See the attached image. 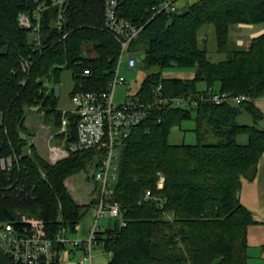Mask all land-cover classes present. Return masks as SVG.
I'll return each mask as SVG.
<instances>
[{"label": "trees", "instance_id": "1", "mask_svg": "<svg viewBox=\"0 0 264 264\" xmlns=\"http://www.w3.org/2000/svg\"><path fill=\"white\" fill-rule=\"evenodd\" d=\"M163 1L120 0L118 6L120 18L142 27L128 50L144 55L146 67L160 69L142 80L133 97L141 103L175 98L195 103L154 105L144 122L128 130L109 199L118 204L119 216L112 228L97 230L95 241L108 254V264H247V233L258 223L239 194L243 181L255 179L264 155V129L255 126L263 119L255 101L264 97V33L245 50L230 51L227 43L231 25L264 23V0H197L157 13ZM39 7L44 9L37 45L18 18L26 14L34 21ZM103 7L104 0H68L58 30L51 0H0V159H13L10 168L0 170V221L21 227L23 217L40 220L51 240L60 230L66 237L74 234L97 203L93 173L101 152L70 153L50 165L30 146L32 134L21 132L31 108L44 111L59 128L62 112L54 87L60 84L61 67L72 73L70 96L106 88L119 45L103 27ZM204 26L213 28L223 61H209L206 48L199 46ZM21 59L30 63L27 73ZM172 67H193L195 73L185 80L162 78L161 71ZM199 82L204 90L197 89ZM223 93L249 100L238 105L199 100ZM243 112L253 126L237 123ZM67 119L66 148L76 141L69 114ZM184 121L194 122L196 143H169L171 129ZM240 135L246 136L245 144L236 142ZM81 172L89 174L96 190L86 204L76 203L65 187L67 178ZM63 250L54 244L52 264H58Z\"/></svg>", "mask_w": 264, "mask_h": 264}, {"label": "built area", "instance_id": "2", "mask_svg": "<svg viewBox=\"0 0 264 264\" xmlns=\"http://www.w3.org/2000/svg\"><path fill=\"white\" fill-rule=\"evenodd\" d=\"M68 0H51V6L56 8L55 27L60 30L62 27L63 13ZM120 0H104L103 7V27L119 45V55L113 75L106 88L102 91L82 92L77 91L70 96V111H63L60 126L53 132L47 144V161L54 165L64 160L70 153H77L88 150L101 152L100 165L98 171L93 173L94 181L97 183L99 198L94 208L92 216L95 221L88 230L84 239H69L65 236L64 230H60L54 240L47 238L42 221L34 218H22L21 227H15L11 223L0 221V249L4 253L9 264H52L54 244L60 243L65 246L70 244L74 248L82 251L80 264H92V248L96 244L97 220L102 216L117 218L119 216V206L117 203H110L112 194V184L117 175V160L119 150L124 139L128 137V130L144 122L151 114L154 105H175L186 107L188 103H195L190 98L156 99L152 103H141L138 98L127 97L123 103H114L113 95L117 86L123 85L125 79L120 75V64L123 55L128 54L126 67L133 70L139 56H133L128 50L130 43L137 37L142 27H136L130 22L118 16V6ZM44 7H39L33 20L26 15H19V25L31 31L33 42L38 45L40 38L39 12ZM177 7L173 1L164 0L157 8V13L163 10L175 11ZM21 69L27 73L30 63L27 60H20ZM83 77L88 76V72L82 73ZM160 86L155 91H159ZM200 101H210L215 104L224 102L238 105L249 100L244 95L232 97L227 93L212 94L205 98L199 97ZM71 117L75 125L76 141L65 147L67 136L68 119ZM63 135V139L56 138ZM12 158L0 159V170L6 171L12 165ZM149 197V192L146 197ZM61 253V252H60Z\"/></svg>", "mask_w": 264, "mask_h": 264}, {"label": "rangeland", "instance_id": "3", "mask_svg": "<svg viewBox=\"0 0 264 264\" xmlns=\"http://www.w3.org/2000/svg\"><path fill=\"white\" fill-rule=\"evenodd\" d=\"M172 1V0H169ZM198 44L201 48H206L207 50V58L209 61L213 63H217L223 61L225 56L220 54L216 50V43H215V36L214 30L211 26H204L198 31ZM30 41L33 40V36L29 35ZM250 38L246 39V43L244 45H232L230 46L231 50L234 51H241L245 50L248 46ZM133 56H138L136 52H131ZM128 54L123 55V60L120 64V75L125 79V83L123 85L117 86L114 90L113 101L114 103H123L127 97L133 96L138 88L142 80L151 73H156L160 69L157 66H150L146 67L143 60H138L136 66L133 70H128L126 67V62L128 60ZM140 57V56H139ZM195 73V68H179V67H172L168 69H163L161 71V77L165 79H191L193 78ZM74 82L72 78V73L70 70L64 69L61 67L60 71V84H59V97L57 100V110L63 111H70L71 104H70V95L73 88ZM197 89L204 90L205 84L203 82L197 83ZM256 106L261 110L263 113V119L260 120L257 125V128L264 129V97H260L255 101ZM52 118L46 116L44 111H37L35 108H31L29 112L26 113L24 119V130H22V135H30L34 134L35 138L38 136L37 144V151L43 159L47 160V144L50 141V138L55 132V128L53 127ZM0 122H1V114H0ZM237 123L241 125L253 126L254 123L251 117L246 113L243 112L238 118ZM45 126L50 130H42L41 126ZM46 128V129H47ZM195 128V124L193 121H184L181 123L179 127L173 128L170 131L168 140L171 144H195L196 143V136L193 132ZM49 132V133H48ZM43 136L42 139L40 136ZM247 141L245 135H240L236 138V142L238 144H245ZM208 142L213 143V139H209ZM31 143V142H30ZM32 144V143H31ZM94 170V168H93ZM98 171V169H96ZM90 176L87 173L81 172L74 176H71L65 180V187L67 188L68 192L70 193L72 199L78 204H86L89 203L90 200L95 196L96 190H94V182L89 179ZM76 190L75 192H73ZM253 199V198H252ZM262 200V199H261ZM257 203H251L249 208H251L254 216V220L258 223V226L264 225V208L263 209H256ZM248 210L251 212V210ZM92 211L89 212L85 217H89L92 223L95 221V218L92 216ZM260 220V221H259ZM115 218H111L109 216H102L100 217L96 225L99 229H109L114 226ZM82 222V221H81ZM80 222V223H81ZM91 223V225H92ZM255 226V227H258ZM247 233V238L254 244L256 242H260L256 244H252L250 246V241H248V249H247V256L248 260H250L249 264H264V246H261L264 242L263 233L259 230H255L254 232ZM68 237H71L72 234H67ZM72 246L70 244L65 245L66 251L71 250ZM263 253V255H262ZM92 264H106L110 259L108 254L104 252L101 245H93L92 248ZM76 257V261H77ZM68 261V260H66ZM70 264L74 263L72 261H68ZM81 262V259L78 261Z\"/></svg>", "mask_w": 264, "mask_h": 264}, {"label": "crops", "instance_id": "4", "mask_svg": "<svg viewBox=\"0 0 264 264\" xmlns=\"http://www.w3.org/2000/svg\"><path fill=\"white\" fill-rule=\"evenodd\" d=\"M172 1L174 2V5L177 7V9H181L185 7L186 5H191L197 2V0H172ZM263 33H264V23L254 24V25H240V24L231 25L228 30V43H227L228 49L230 51H234L230 49L231 44L232 45H240V44L244 45L248 37L251 40L252 38L257 37ZM46 128L47 127H45L44 125L41 126L42 130H47V131L50 130L49 128L47 129ZM38 137L35 138L34 134H32V136H29L30 142L33 143V146H35L36 148H38L37 144H39ZM42 137L43 136L41 135L40 138L42 139ZM75 191L76 190H74L73 192ZM239 198H240L241 204L245 206L247 209L249 208V205L252 202L254 204L257 203L256 209L264 208V155L261 157L260 162L258 164L255 179L252 182L243 181L242 186H241V191L239 194ZM249 209L251 210V208ZM251 214L253 216L252 210H251ZM253 219H254V216H253ZM91 223L92 221L90 220L89 217H84L82 222L79 223V225L76 227L74 234H72L71 237H68V236L67 237L69 239L86 238L88 234V230L91 226ZM255 226H258V224L249 227L248 232L251 233V232H254L255 230H259L261 233H263L262 235L264 237V225H261L258 227H255ZM104 230H101L98 228V231L102 232ZM248 241H250V238ZM249 243H250V246H252L253 243L251 241ZM257 243H260V242H256L254 244L257 245ZM95 245H98V244H95ZM261 246H264V242L263 244H261ZM262 251L264 252V249ZM81 256H82V251L80 249L72 247L71 250L66 251L65 246H64V250L59 254L58 264H70L68 261L74 262L71 264H80V262L78 261L81 259ZM76 257L78 258L77 261H76ZM92 260H93V257L91 259V263H92ZM249 262L250 260L247 261V264H249ZM106 264H108V262Z\"/></svg>", "mask_w": 264, "mask_h": 264}, {"label": "water", "instance_id": "5", "mask_svg": "<svg viewBox=\"0 0 264 264\" xmlns=\"http://www.w3.org/2000/svg\"><path fill=\"white\" fill-rule=\"evenodd\" d=\"M139 59L140 60H143L144 59V55H141L139 57ZM54 93H55V96L56 97L59 96V86H55L54 87ZM32 145H33V143L30 144V146H32ZM0 264H9L8 261H7V259H6V257H5V255H4V253L2 252L1 249H0Z\"/></svg>", "mask_w": 264, "mask_h": 264}]
</instances>
